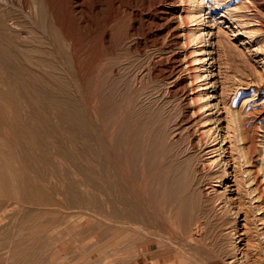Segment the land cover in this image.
<instances>
[{
  "label": "rangeland",
  "instance_id": "rangeland-1",
  "mask_svg": "<svg viewBox=\"0 0 264 264\" xmlns=\"http://www.w3.org/2000/svg\"><path fill=\"white\" fill-rule=\"evenodd\" d=\"M0 1L3 4L7 2ZM28 1L32 5L27 8L28 11L42 4L41 0ZM50 1L56 9V21H59L60 28L69 36L73 46L65 47L63 44L61 49L64 50L60 52L64 51L65 55L59 53L57 58L53 55L54 61L63 64L61 67L57 62L62 74L61 69L58 73L59 69L53 71L50 67L46 68V78H50V81L46 79L41 93L40 90L36 93L40 87L34 83L32 85L37 97L38 93L43 95L42 92L47 91V94L44 92L45 96L39 95V98H45L42 103L54 125V132L46 129L44 135V150L49 161L42 166L30 165L28 169L19 166L22 186L25 178L29 182L28 191L21 190L22 186L15 192L12 189L5 190L0 177V200L6 191V198L12 204L10 213L0 224V264H38L39 260H35V257L29 263L19 261L30 249L36 248V224L57 221L61 215L69 212L65 206L71 202L63 195L67 184L74 185L80 196L85 200L94 199L99 206L85 203L86 209L72 215L68 225L64 223L55 233L49 231L46 234L47 239L51 240L55 236L56 241L50 242L51 248L47 246L45 249L47 256L52 258L46 259L45 254V264H264V51H256L255 41L251 43L246 39L249 35H237L236 29L240 28L238 20L243 19L239 17V12L233 13L234 18L230 17L232 20L221 18L223 22L219 24L220 28L214 25V17H208L207 6L210 2L205 5L206 14L202 19L205 18L203 22L206 25L202 27L206 39L210 40L207 51L213 53L210 62L213 61L214 66L208 65L209 77L200 82L204 86H208V83L215 85L206 89L209 95L202 102L187 105L185 94L181 88H177L175 76H170V73L172 57L179 54L186 66L187 59L184 56L191 48L172 42V36L166 31L161 19L162 8L166 5L164 1L89 0L85 6L91 13H87L89 23L84 27L79 26L74 17L68 14L72 9L70 0ZM8 2L22 25L34 28L30 17L25 16L24 21L16 7L23 6L25 0ZM41 9L35 10L37 18L34 19L39 20L41 31H45L38 35L26 34V38L38 36L42 41L44 38V45H48L49 49L52 48L50 23L45 19V11L40 13ZM216 13V17H219L223 11L218 9ZM259 13L264 21V11L260 10ZM255 24L246 25L242 31ZM210 31L216 33L212 38ZM255 37L253 35L251 39L255 40ZM247 40L250 43H245ZM67 53L71 55L72 63ZM223 53H227V56ZM5 56L2 53L0 55L1 66L7 61L8 57ZM65 61L67 64L63 63ZM6 68L4 75L9 70V67ZM10 71L13 73L8 74L10 78L22 74L12 71V68ZM5 77L8 79L7 75ZM56 78L61 79V83H55ZM187 82H190L189 77ZM19 89H14L12 102L8 105L28 116L30 142L37 150L33 141L37 113L32 107V111L28 109L30 106L24 103L23 91L20 93L22 88L20 92ZM201 103L209 104V107L206 106V112L203 110L202 114L195 113L196 106ZM73 114L81 117L82 128L73 120L66 122V117H74ZM126 118L129 122H141L145 126L143 140L147 146L152 136L162 142L173 163L170 167L174 169L169 170L166 182L170 202L161 201L159 207L143 203L147 200L142 197L141 186H135L136 183L131 186L134 194L139 196L137 199L144 204L143 207L148 206V212L154 213L155 224L147 233L127 231L129 235L127 232L118 233L121 229L119 225L113 226L105 221L113 209L119 214L124 199L120 193L130 186L120 149L115 146L113 138L121 136ZM205 118H210L206 124L213 127L214 135L200 139V124ZM230 118L231 122L234 120L233 123ZM144 119L147 121L143 122ZM234 125H238L243 141L249 135L255 137L257 148L251 165L245 164L243 160L236 165L233 160L237 154L235 147L230 146L234 142L231 135ZM4 134L8 135L6 129ZM74 134L82 135L84 150L74 144ZM76 146L80 147V153ZM58 148H63L67 153L72 152L71 156H58ZM92 151L94 156L90 154ZM77 156L79 159L74 158ZM211 158L216 159L215 163L205 165ZM228 162L232 163V169H227ZM37 167L44 169L38 173ZM137 167L141 169L142 166ZM234 169L240 175L238 182H233ZM250 177L254 182H251ZM86 182L93 184V188H82ZM186 194L187 200L184 197ZM94 209L98 213L96 216L91 215ZM238 222L241 224L238 231L241 233V243L237 238L239 233H236ZM18 232L22 234L18 236ZM132 232L134 235H131ZM118 239L122 241L117 243ZM88 255L91 256L86 260ZM64 257L68 260L64 261ZM74 259L76 262H71Z\"/></svg>",
  "mask_w": 264,
  "mask_h": 264
},
{
  "label": "bare ground",
  "instance_id": "bare-ground-1",
  "mask_svg": "<svg viewBox=\"0 0 264 264\" xmlns=\"http://www.w3.org/2000/svg\"><path fill=\"white\" fill-rule=\"evenodd\" d=\"M8 1H10V0H7V2L4 4L1 3V1H0V52L3 55H6L8 57L7 61H9L8 66L6 64L7 61L4 64L7 68L9 67V70L6 71L7 72L6 75L8 76V79L5 77L6 75H4L5 74L4 69L6 67L4 65L3 66L0 65V67H4V69L2 68L3 70L0 69V177H1V182L6 187L5 190L11 191V189H12V192H15V190L19 186H22V179H21V175H20V171H19V166H22V167L28 169V166H30V165L42 166L45 162L49 161V158L47 157V152H45V150H44V147L46 145L44 135L46 133V129H47V131L51 130L52 132H54V130H53L54 125L52 126L51 119L49 118L48 114H46L45 107L42 103V99H45V98L42 97V99H40L39 97L42 95V94H40L41 90H43V87L47 83L46 79H48V78H46V74H47L46 68L48 69L50 67V69H52L53 71H56V70L58 71V69H59L58 73H60V69L63 65V64L61 65V63L58 62L57 60L54 61L53 55L56 58H57V55L59 53H60V55L62 53H64V55H65L64 51H62V53L60 52L61 50H64V49H61L62 45L64 44L65 47H67V46L72 47L73 43L68 38L69 36L67 37V35H65L64 32L62 31V29L60 28L59 21L58 22L56 21V19H58V18L55 19L56 9H54L55 6H53L51 4L50 0H41L42 4L40 3L39 4L40 6L35 7V10L39 9V7L42 8L40 13H42L43 10L45 11V19H46V21H48V23H50L49 27L51 30L48 29L49 27H47V29L49 31H51L50 34H51V42H52L51 47L52 48H49V49L47 48V47H49L48 45H47V47L44 45V43L46 42V40L44 38H43V41H45V42H43L41 39H39L38 36L26 38V34L33 33L35 35H38V33H43L45 31V29L43 30V32L41 31L42 28L40 29L41 26H40L39 20L34 19V17H36L35 16V10L32 9V10L28 11L27 8L31 5L30 2L28 0H25V2H23V6L18 5L16 7L18 8L19 12L22 13L24 21H25V16L30 17V19L33 22L34 28H31L30 26H26V25L24 26V24L22 25L20 19L17 18L18 16H15L16 14H14V12L12 10L13 6H11L9 4L10 2H8ZM87 1H89V0H70V2L72 3V4H70L72 9L68 14H71L72 17H74V19L78 22V25L81 27L82 26L84 27L85 25H87L89 23V17H88L89 15L87 13H89L90 11L88 12L87 11L88 9L86 10V6H85ZM162 1H164L166 3V5H164L162 8L161 19L164 22L163 26L166 28V31L168 32L169 35L172 36V42L174 43V45L184 44L188 48H191V50H189L187 55L184 56L187 59L186 66L183 65L182 59H181L179 54L176 53L172 57L171 60H173L172 61L173 66L171 68V73H170L171 74L170 76H175V79H176L175 82H176L177 88L179 90L181 88L183 94H185V100H186L185 104H187V105L192 104V103L195 104L197 102H202V100L205 98V96L209 95L208 92H206L207 91L206 89L215 85L213 83L212 84L208 83V86H206V85L204 86V84L202 82H200L204 78L209 77V74L207 73L208 72V65L214 66V62L213 61L210 62V60L213 59V56H211L213 53L207 51V46H210V44H207V43L210 42V40L208 38H207L208 40L206 39V33H205V31H203V27H202V25L206 23V22H203L205 18L202 19V17H203V15L206 14L204 7L206 4H208V2H210V5L207 6L209 8V11L207 13L210 14L208 17H214V25L216 27H220L219 24H221L223 22V21H221V18L225 17L226 19H231L230 17H233V13L239 12V17H242L243 19L240 18L238 20L239 22L234 20L235 23L236 22L239 23V27H240V28L236 29L237 35H246V34L249 35V36H246V39H249L251 43L255 41L254 43H255V45H257V49H258V50L256 49V51L257 52L258 51L259 52L264 51V21L262 19V16L259 13L260 10L264 11V0H207V1L206 0H161V2ZM31 2L33 4V1H31ZM34 3H35V1H34ZM88 3L90 4V2H88ZM88 5H87V7H88ZM31 6L29 8H31ZM97 7H99V6H97ZM218 9L223 11V13H221L219 17H216V14H217L216 12ZM33 10H34V13H31V11H33ZM40 13L38 12V15ZM29 17H27V18H29ZM216 21H218V22H216ZM58 23H59V25H58ZM250 23L251 24L256 23V24L253 27H249ZM246 25H249V26H247L245 28V31H242L243 27H245ZM46 32H48V31H46ZM214 33L210 31V34H211L210 37L211 38H212V35ZM217 33H218V31H217ZM208 35H209V33H208ZM253 35L256 36L254 38L255 40L251 39L253 37ZM42 36H44V35L42 34ZM47 42L49 43V41H47ZM73 42H74V39H73ZM250 42L247 40L245 43H250ZM227 43H229V42L227 41ZM75 44L76 43H74V45ZM222 44H224L223 41H222ZM199 45H200V48H199ZM219 45H220V42H219ZM226 45H228V44H226ZM185 52H187V51H185ZM1 53H0V55H1ZM224 54H226V56H227V53H223V55ZM69 56H70L69 58L71 60V61L69 60V62L72 63L73 60L71 58V55H69ZM50 57H52L53 59H51ZM0 59H1V57H0ZM57 62L60 63V65H61V67L59 65L60 68H58ZM63 63L67 64L66 61ZM200 63H202L203 67L200 65ZM1 64H3V63H1ZM74 64H76V63H74ZM74 64H72V65H74ZM10 67L12 68V71L16 70L17 73H18V71H20L22 73L21 76H18V75H17V77L11 76V78H10L9 76L13 74V73L11 74V71H10L11 68ZM72 67L74 68V66H72ZM66 68H70V66L66 67ZM73 68H72V71L74 70ZM201 68H202V70H201ZM50 72H52V71L50 70ZM50 72H48V74ZM62 72L63 71L61 69V74H62ZM68 72H70V70ZM186 72H188V73H186ZM8 74H10V75H8ZM57 75L61 76L60 74H57ZM57 75H53V76L57 77ZM62 77H63V75H62ZM188 77L190 80L189 83L187 82ZM48 80L50 81V78ZM64 80H62V81H64ZM9 81L11 83V86L9 85ZM56 81H57V83L58 82L61 83V79H59V78H56L55 83H56ZM33 83L38 88L40 87V89L36 88L37 90L34 88L36 90V93H37V91L40 90L39 91L40 93H38L40 96L38 95V97L36 96L35 91L33 92V88H32ZM60 86L61 85H59V87ZM16 87L17 88L20 87V89L22 88L21 92L19 89V92L22 93V91H23V93H24L23 96L25 97L24 103L26 106H30V108H28V109H30L31 111L33 109V111L35 110L37 113V114H35L36 118L34 120L37 123V125H39L40 127L37 126L35 123V125H36L35 137L33 139V141L37 147V150L34 148L33 144L30 142L28 116L25 114H21L20 110H17V108L13 109L12 106L8 105L9 103L12 102V97H13L14 91H15L14 89ZM12 91H13V94H12ZM44 92H45V90L42 92L43 95H44ZM207 98H209V97L207 96ZM53 101H54V99H53ZM58 101L60 102V100H58ZM61 104H63V103H61ZM65 104H66V101H65ZM58 105H60V104H58ZM198 105L196 106V108L194 110L195 113H201L202 114V113H204V111H205L204 109L206 108V106L209 107V104H202L201 103V105L200 104H198ZM55 106H56V104H55ZM66 106H68V105L66 104ZM31 107H32V109H31ZM52 108L54 109V105ZM60 108L62 109V107H60ZM64 108L66 109L67 107H65V105H64ZM57 109H56V112H57ZM74 109H76L75 106H74ZM233 110H234V108H233ZM58 111H60V110H58ZM232 113H233V111H232ZM232 113H230V114H232ZM77 114H76V116H74V114H73L74 117H66V116H64V117H66L65 120L68 119V121H66L67 123L71 122L70 120H73L74 123L77 122L78 124H80V128H82L83 127L82 119H81V117H77L78 116ZM210 114L211 113H208V115H210ZM68 115H70V113ZM235 115H236V112H235ZM60 116L62 117V115H60ZM70 116H72V115H70ZM209 119L204 120L203 124H200V125H202L201 129L199 130L200 139H203L206 136H208L210 138L214 135L213 127L209 126V125L207 126V124H206ZM145 121H147V120L144 119L143 122H145ZM233 121L231 122V118H230V122L233 123ZM74 123H73V125H75ZM77 126H79V125H77ZM234 126L232 127V132H231L232 139L234 142L230 146L235 147L234 150H236L237 154H236V156H234L233 160H234L236 165L239 164L238 162L240 160H243L244 163L247 165H251V162L254 159L253 157L256 153V148H257L255 137L252 135H249L247 137V139L245 141H243L241 138L242 134H240V132H239L240 129H239L238 125H234ZM144 127H143L141 122L132 123V121L129 122L128 118H126L125 124H124V130L121 133V136L113 137L115 140V146L119 147V149H120L122 160H123L122 165H124V167L126 168L125 169L123 167L126 170V177L128 179L127 182L130 184V186H126V188L120 193V195L124 197L122 207L119 211V214L122 216L120 217L118 212L116 211V209H113V212L111 211L112 214L109 212L111 214V215H108L109 218L107 216H106L107 218H105V221L113 224V226H114V224L115 225L117 224V225H119V227H121V229L117 231L118 233H119V231H121V232L134 231V234H135V232L138 234L142 233V232L147 233V232H149V230L152 227H154V224H155L154 213L153 212L151 213V211H150V213L148 212V208H147L148 206L146 207L147 209L143 207L144 204H141L142 201L140 202L137 199L139 196L137 197L135 195L136 193L134 194V191L132 190L133 188L131 189V186L134 183H136L135 186L137 184H138V186H141L143 194H144V195H142V197L144 196V199H146L148 201V202L147 201L143 202L146 205L149 204V205H151V207H155V206L159 207V204L161 201L166 203V202H170L169 200L171 199L168 196V194H169L168 193V187L166 185V182H167V180L169 178V174H170L169 170L172 167V166L170 167V165H173V163L170 162L171 157H169L170 155H168V152H166L168 150L165 151V146L164 147L162 146V142L159 140H156L155 136H152L153 142L151 140L149 142V145L147 146V144L143 140ZM77 128H79V127H77ZM5 129L8 131L7 136H5V134H4ZM74 132H76V131H74ZM80 135L81 134H79V136L75 135L74 136L75 140H73V141L75 142L74 143L75 145L78 144L83 149L84 145L82 143L83 142L82 137H81L82 135L81 136ZM215 141H216V139H215ZM160 142H161V144H160ZM193 143L195 144L196 142L193 141ZM196 144H198V143H196ZM80 147L77 148V146H76L77 152H79V153L81 152ZM89 147H92V146H89ZM58 149H60V148H58ZM62 150H63V148H62ZM62 150L61 149L59 150L58 156L66 157V158L71 156L72 152L67 153V152H65L66 150H63V151ZM86 152H88V151H86ZM92 153L94 156V151H92L90 154H92ZM90 154H88V155L90 156ZM93 156H92V158H93ZM74 158L79 159L78 156L74 157ZM215 160H216L215 158L208 159V161L205 165L214 164ZM51 163L53 164V162H51ZM231 164H232L231 162H228L227 169L233 168L231 166ZM74 165H77V162H74ZM135 165H136V169H134ZM137 165L142 166L141 169L139 167L140 170L138 169ZM177 165H178V163H177ZM43 169H44V167L42 169L37 167V172L41 173ZM247 171H250V170H247ZM254 171H256V170H254ZM252 173L250 172V174H252ZM19 176H20V178H19ZM239 176L240 175H238L236 169H234L233 182H238V180L240 178ZM250 179H251V177H250ZM251 182H254V180L251 179ZM40 183H41V179H40ZM83 186H85L86 188H88V187L93 188V184H91L89 182H86L85 185L82 184V188H84ZM29 188H30L29 182L25 178L24 179V185L21 187V190L24 189V191H28ZM7 193L8 192L5 191L4 198L2 200H0V224L2 223L3 219L8 216V214L10 213L9 210L11 209V206H12V204L10 203V199L6 198ZM63 195L68 199L69 202H71L68 206H65V208L68 209L69 212L67 214H63V215L60 214L62 217L57 219V221L55 220V221H52L50 223H48L47 221L46 222L41 221V223L36 224L35 234L37 233V235H38V237H37L38 239L35 240L36 248H33V250L30 249L24 255L23 259L20 260L19 262L29 263L30 260L32 259V257H35V260H37V259L39 260L38 264H43L44 263V256L46 254L45 249H47V246H49L50 242L56 241V238L54 235H52L54 237L51 238V240H49V239H47L46 234L49 233V231L50 232L52 231L51 233L53 234L56 231H58L57 229H60L59 227L61 225H63L64 223L65 224H67L68 222L70 223L71 222L70 217L72 215H74L77 212L80 213L81 211L86 209L85 203H87V205L92 203L95 207L99 206L97 204L98 202L96 203L94 199L85 200L84 197L80 196L79 193L77 192L75 186L72 184L66 185L65 190L63 192ZM184 197L186 199L187 194ZM23 202L25 203V201H23ZM20 206H21V203H20ZM89 212H92V211H89ZM91 215L96 216V215H98V213L94 209ZM240 225L241 224L238 222V227L236 228V233L239 231ZM108 226H110V225H108ZM109 230H110V228H109ZM61 232H62V230H61ZM118 233H116V234L119 236ZM127 233H128V235L130 234L129 232H127ZM238 233H239L237 235V238H239L238 242L241 243V239H240L241 233L240 232H238ZM21 234H22V232H18V236ZM116 234L114 235L115 237H117ZM132 234H133V232L131 233V235ZM124 235H126V233ZM141 235H143V234H141ZM113 237H111V240ZM43 239H45V241ZM109 240H110V238H109ZM119 241H122V240L118 239V241H116V242L118 243ZM134 241H135V239H133V242ZM127 243H128V241H127ZM49 247L51 248V246H49ZM46 256H47V254H46ZM89 256H91V255H88V258L86 260L89 259ZM76 257H75V259L78 260ZM45 258L48 259V258H51V256L50 257L47 256ZM66 258L65 257L63 258L64 261L68 260ZM80 258H82V257H80ZM75 259L73 261H71V260H69V261L76 262ZM81 260H83V259H81ZM52 263H53V261H52ZM56 264H58V263H56Z\"/></svg>",
  "mask_w": 264,
  "mask_h": 264
}]
</instances>
